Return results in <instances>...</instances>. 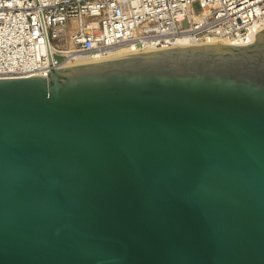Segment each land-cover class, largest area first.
Instances as JSON below:
<instances>
[{"label": "water", "instance_id": "95a60500", "mask_svg": "<svg viewBox=\"0 0 264 264\" xmlns=\"http://www.w3.org/2000/svg\"><path fill=\"white\" fill-rule=\"evenodd\" d=\"M0 264H264V28L0 77Z\"/></svg>", "mask_w": 264, "mask_h": 264}, {"label": "built area", "instance_id": "2783aa9c", "mask_svg": "<svg viewBox=\"0 0 264 264\" xmlns=\"http://www.w3.org/2000/svg\"><path fill=\"white\" fill-rule=\"evenodd\" d=\"M263 28L264 0H0V77L165 48L180 36L243 45Z\"/></svg>", "mask_w": 264, "mask_h": 264}, {"label": "bare ground", "instance_id": "6f19581e", "mask_svg": "<svg viewBox=\"0 0 264 264\" xmlns=\"http://www.w3.org/2000/svg\"><path fill=\"white\" fill-rule=\"evenodd\" d=\"M256 33H258V32L253 33L252 36H251V34L247 35V38H246L245 42H242V43L251 42L254 39V35ZM206 43H209V44H228V42L225 41V40H221V41L209 40ZM235 43L239 44V42H235ZM198 44L199 43H194V42L188 40L187 37H185V36H183V37L180 36V37H177L176 41L172 44V46H169V47L184 46V45H198ZM140 51H145V50H141V49L131 50L130 47H127V48L120 49V50H118L116 52H112L108 56H106L105 58L112 57V56H117V55L135 53V52H140ZM92 60H97V59L80 60V61H77V62H85V61H92ZM77 62H74V63H77Z\"/></svg>", "mask_w": 264, "mask_h": 264}]
</instances>
